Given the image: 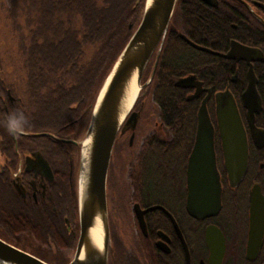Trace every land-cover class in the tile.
I'll return each mask as SVG.
<instances>
[{
	"label": "flooded vegetation",
	"instance_id": "obj_1",
	"mask_svg": "<svg viewBox=\"0 0 264 264\" xmlns=\"http://www.w3.org/2000/svg\"><path fill=\"white\" fill-rule=\"evenodd\" d=\"M157 50L150 58L149 85L180 88L191 117L187 126L175 128L170 167L163 159L149 167L145 142L151 136L166 138L168 129L159 117L155 130L138 143L145 111L143 103L133 106L131 111L139 113L136 126L117 135L108 167L107 264H264V233L257 252L248 246L251 199L256 195L264 202V0H177L158 57ZM186 76L200 82L197 95L189 97L195 87L175 85ZM223 92L232 96L247 139V170L236 186L224 167L217 121L216 94ZM205 98L221 207L197 218L188 207V163ZM3 132L0 125V172L20 203L17 217L27 221L12 223L1 216L0 238L50 264H67L80 232L77 151L83 137H60L64 152L56 158L24 139L26 132L15 137ZM121 152L129 160L128 205L110 207L118 193L108 194V181L117 180Z\"/></svg>",
	"mask_w": 264,
	"mask_h": 264
},
{
	"label": "trees",
	"instance_id": "obj_2",
	"mask_svg": "<svg viewBox=\"0 0 264 264\" xmlns=\"http://www.w3.org/2000/svg\"><path fill=\"white\" fill-rule=\"evenodd\" d=\"M144 5L145 0H0L24 72L20 84L0 77L4 132L9 114L22 112L27 123L22 130L26 134L21 136L52 157L62 158L61 138L85 134L97 94L137 28ZM182 93L171 84L153 91L169 134L161 140L147 138L149 167H155L157 159L170 167L175 128L187 126L192 112ZM141 96L142 90L135 103ZM18 206L10 182L0 172V217L12 223L27 221L17 217Z\"/></svg>",
	"mask_w": 264,
	"mask_h": 264
},
{
	"label": "water",
	"instance_id": "obj_3",
	"mask_svg": "<svg viewBox=\"0 0 264 264\" xmlns=\"http://www.w3.org/2000/svg\"><path fill=\"white\" fill-rule=\"evenodd\" d=\"M176 1H145L137 28L97 94L83 139L92 135L87 182L82 192L79 187L82 151L78 167L77 199L80 232L74 256L67 264H107L110 238L106 186L111 153L117 135L124 132L127 126L132 130L136 126L139 113L131 110L145 86L141 84L142 74L157 48L158 57ZM134 72L137 74L139 91L130 109L119 121L118 105L124 93V87ZM175 85L183 88L195 87V93L189 97L201 91L200 82H197L194 76L180 78ZM216 99L224 167L230 185L236 186L247 170L246 134L232 96L227 92L217 93ZM205 100L206 98L198 110L196 141L188 163V207L197 218L214 215L221 207V184L213 148V128L208 118ZM97 213H100L102 227L100 249L93 246L86 247L87 235ZM249 222L248 246L249 249L257 252L264 233V202L256 195L251 199ZM84 247L87 248V253L84 259H81L80 255ZM0 264L50 263L0 238Z\"/></svg>",
	"mask_w": 264,
	"mask_h": 264
},
{
	"label": "rangeland",
	"instance_id": "obj_4",
	"mask_svg": "<svg viewBox=\"0 0 264 264\" xmlns=\"http://www.w3.org/2000/svg\"><path fill=\"white\" fill-rule=\"evenodd\" d=\"M152 60L153 58L149 61V64L146 66L141 78V84H145V86L142 88V96L138 100L137 104L143 103L142 107H144L145 113L143 122L139 127V135L137 139L138 143L139 141L143 140L144 135H146L148 131L155 130L156 127L154 123L160 121L158 108L153 100V89L155 83L153 82V85L150 86V81L148 79ZM21 65L22 64L20 59V53L17 49L16 38L11 30L10 21L0 10V77L5 78L13 83L20 84L21 79L23 78L22 76L24 75ZM164 130L166 131V129ZM166 133L168 136L169 133ZM118 136H121V133H119ZM83 139L84 136L81 139L77 151V158L79 159V161L81 156V145ZM122 153L123 152L116 156V161L118 163L116 168L118 169L115 174V177L117 180H113V183L111 181H108V194L114 190L118 193L117 197H115V201L110 203V207L128 205L127 195L129 186L128 183L125 182L124 173L126 171L127 163H129V160L124 157Z\"/></svg>",
	"mask_w": 264,
	"mask_h": 264
},
{
	"label": "bare ground",
	"instance_id": "obj_5",
	"mask_svg": "<svg viewBox=\"0 0 264 264\" xmlns=\"http://www.w3.org/2000/svg\"><path fill=\"white\" fill-rule=\"evenodd\" d=\"M124 93L120 99L119 105H118V119L121 121L127 111L132 106L137 93L139 91V84L137 83V74L134 72L132 76L127 81L125 87H124ZM91 138L92 135L90 134L85 140H83L82 143V161H81V170H80V178H79V187L80 191L85 187V184L87 182V176H88V168H89V156H90V147H91ZM101 237H102V227H101V218L100 213H97L95 216V219L93 221L92 228L90 232L87 235V243L89 246L96 247L97 249H100L101 246ZM84 247L82 250V253L80 255L81 259H84L87 248Z\"/></svg>",
	"mask_w": 264,
	"mask_h": 264
},
{
	"label": "clouds",
	"instance_id": "obj_6",
	"mask_svg": "<svg viewBox=\"0 0 264 264\" xmlns=\"http://www.w3.org/2000/svg\"><path fill=\"white\" fill-rule=\"evenodd\" d=\"M26 123V117L22 112L13 111L7 117L5 127L7 132L15 137L23 130Z\"/></svg>",
	"mask_w": 264,
	"mask_h": 264
}]
</instances>
